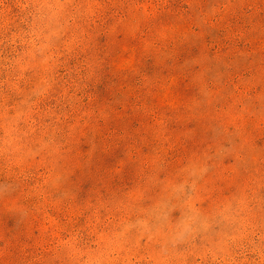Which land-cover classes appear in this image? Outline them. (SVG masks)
I'll return each instance as SVG.
<instances>
[{"label": "rangeland", "instance_id": "1", "mask_svg": "<svg viewBox=\"0 0 264 264\" xmlns=\"http://www.w3.org/2000/svg\"><path fill=\"white\" fill-rule=\"evenodd\" d=\"M0 264H264V0H0Z\"/></svg>", "mask_w": 264, "mask_h": 264}]
</instances>
